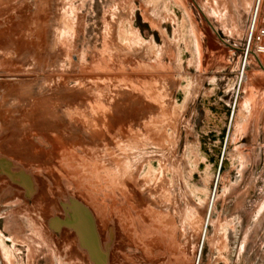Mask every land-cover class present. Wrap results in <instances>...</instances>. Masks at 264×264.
Wrapping results in <instances>:
<instances>
[{
    "label": "rangeland",
    "instance_id": "rangeland-1",
    "mask_svg": "<svg viewBox=\"0 0 264 264\" xmlns=\"http://www.w3.org/2000/svg\"><path fill=\"white\" fill-rule=\"evenodd\" d=\"M262 2L0 0V264H264Z\"/></svg>",
    "mask_w": 264,
    "mask_h": 264
},
{
    "label": "crops",
    "instance_id": "crops-1",
    "mask_svg": "<svg viewBox=\"0 0 264 264\" xmlns=\"http://www.w3.org/2000/svg\"><path fill=\"white\" fill-rule=\"evenodd\" d=\"M256 6V5H255ZM259 10V9H258ZM258 14V13H257ZM260 25L264 26V0L262 2L261 11H260Z\"/></svg>",
    "mask_w": 264,
    "mask_h": 264
},
{
    "label": "built area",
    "instance_id": "built-area-1",
    "mask_svg": "<svg viewBox=\"0 0 264 264\" xmlns=\"http://www.w3.org/2000/svg\"><path fill=\"white\" fill-rule=\"evenodd\" d=\"M262 34H264V29H261V31H260ZM264 48V47H263Z\"/></svg>",
    "mask_w": 264,
    "mask_h": 264
}]
</instances>
